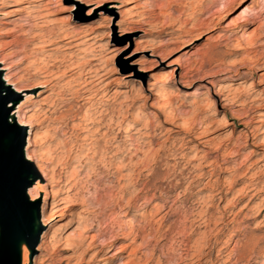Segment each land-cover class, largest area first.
I'll return each instance as SVG.
<instances>
[{
	"label": "rangeland",
	"instance_id": "rangeland-1",
	"mask_svg": "<svg viewBox=\"0 0 264 264\" xmlns=\"http://www.w3.org/2000/svg\"><path fill=\"white\" fill-rule=\"evenodd\" d=\"M124 1L129 6H124ZM201 3L206 7L199 6ZM72 4L73 0H52L41 16H33L35 10L31 9L33 11L23 15L26 22H23L22 30L15 29L8 35L5 31L12 27L1 23L9 16L0 14V44L4 53L11 56L5 65L20 58L21 55L16 53L23 45L28 50L34 49V45L37 54L34 52L33 56L44 63L47 58L57 61L65 58V64L56 65L61 70L64 65L76 64L74 70L58 80L54 77V88L33 90L35 95L31 102L35 105L48 99L42 113L46 112L50 117V128L46 129L44 123L37 129L40 135L38 148L44 154L45 166L54 173L52 187L59 196L66 187L65 176L71 158L76 157L80 145L86 149V157L83 156L80 163L72 161L76 165L71 180L79 184L68 192L72 201L70 208L61 210L48 227L40 229L42 233L32 260L38 257L36 264H264V201H260L263 195L251 199L250 195L255 192L249 191L251 183L264 191V150L253 146L264 137V0H223L218 3L216 0H83L80 9L71 13L73 24L65 26L70 15L67 9ZM220 5L231 6L223 17L217 14ZM14 7V2L0 0V13ZM247 8L251 9L250 13L248 10L245 13ZM87 11H91L89 16H86ZM120 11L125 13L117 14ZM233 22L236 28L231 30L229 27ZM191 24L195 26V32H188ZM31 27H38V30ZM78 28H89L93 39L87 45L77 48L72 44L63 49V41L58 40L59 32L71 33ZM40 30L53 31L57 44L39 45L31 33L38 34ZM195 33L200 35L194 42ZM98 38L104 40L96 42ZM15 40L16 45H12ZM39 46H42L41 51ZM119 47H126L125 54L133 53L132 61L139 64L134 66L136 74L129 76V66L117 53H110ZM184 52H189V56H184L182 66L193 69L188 75L193 78L180 79L186 71H178L173 86H180L182 92L174 96L171 107L163 108L156 102V96H149L146 91L151 82L148 74L160 79L162 73L175 68ZM91 53L100 54V58L90 62ZM111 55L114 56L110 58ZM21 63L12 67L19 86L31 88L43 81L34 76L30 67L27 68V60ZM94 64L103 69L101 86L106 82L109 86L102 97V94H94L91 99L81 100L84 90H80L79 79L84 77L89 65ZM34 66L38 67V62ZM139 68L145 73L139 74ZM0 74L1 81L3 74ZM3 85H0V98L7 103L18 104L24 94L32 93L13 94L12 88L8 87L10 91L6 95ZM219 88H225L230 98L241 105H234L229 110L221 108L224 103L217 96ZM37 91H41L40 94H36ZM179 104L183 106L181 111L175 109ZM81 106L83 109L78 112ZM14 109L11 107L8 116ZM215 109L218 115L225 114L231 125L223 128L219 116L210 114ZM163 111L167 119H164ZM100 113L102 129L91 134L89 131H94L92 127L95 126L85 119ZM125 114L130 117L137 114L140 119L137 128L149 137L137 136L134 149L124 157L119 152L127 145L124 136L129 126L125 124L134 122L122 119ZM192 117L197 118L192 126L195 135H188L179 126L182 120ZM110 118L113 123L109 122ZM198 120L203 123L200 129H197ZM14 121L16 135L22 136L25 144L26 129L19 128L18 120ZM173 125L178 126L174 128ZM101 132H108L107 138L114 137L117 143L116 155L109 162L106 159L109 152H105L103 138L99 136ZM41 133L46 137L43 138ZM90 137L100 145L97 154L93 153L91 144L88 145ZM22 154L26 158L25 152ZM202 162L210 163V166L204 169L205 175L194 178L199 175L196 167ZM113 164H120L119 172H115ZM29 165L26 163L24 167L29 169ZM191 180L194 184L183 192ZM28 181L27 189L35 181L33 175ZM48 191L49 188L44 186L30 205L39 209L43 194ZM132 195L136 200L124 217L125 203ZM146 199H152L153 203L145 209ZM57 205L58 202L54 205L49 202L44 214ZM80 212L87 219L88 234H102L100 240L107 244L100 256L111 253L115 255L112 259L105 256L100 262L88 261V258L81 261L77 255L82 250L74 256L65 245L66 238L78 226ZM130 228L133 234L124 236ZM47 230L52 239L47 250L42 252L37 249ZM119 247H125L126 252L116 254Z\"/></svg>",
	"mask_w": 264,
	"mask_h": 264
},
{
	"label": "bare ground",
	"instance_id": "bare-ground-1",
	"mask_svg": "<svg viewBox=\"0 0 264 264\" xmlns=\"http://www.w3.org/2000/svg\"><path fill=\"white\" fill-rule=\"evenodd\" d=\"M10 1L14 2L15 7L13 9H11L10 11H7L6 13H0V14L9 16L8 19H5V22L1 23V24H5V25H8V26L12 27V29H10L8 31H5L7 35L11 34L13 32V30H15V29L22 30V26H24L23 25V22H24L23 15L27 14L30 11L35 10V11H33L34 12L33 16H38V15L41 16L40 13L43 12L44 10L45 11L47 10V7L49 6L50 1H52V0H10ZM216 1L218 3L219 1L222 2L223 0H216ZM224 1H226V0H224ZM80 4H83V0H73L72 6H70L69 9H67L68 10L67 12L70 13V15L67 18L66 23L64 24L65 26H71L73 24L72 19H71L72 18L71 13L74 12V11H78L80 9ZM123 4H124V6H129V3H127V1H124ZM203 5H204V7H206L205 6L206 4H202V3L199 6H203ZM85 6H89V5H85ZM230 7L231 6L224 7L223 5H220V7H218V11H217L218 13L217 14L220 17H223V15L226 14V11ZM31 9H33V10H31ZM247 10H248L249 13L251 12V9L247 8L245 10V13H246ZM122 13H125V12L120 11L117 14L121 15ZM90 14H91V11H87L86 12V16H89ZM24 17H27V16H24ZM187 21H189V19L186 20L184 23H186ZM25 22H26V20H25ZM245 22L247 23L249 21H245ZM181 26H185V24H181ZM38 27L37 28L36 27L35 28L31 27V28L33 30L34 29L38 30ZM194 27L195 26L193 24H191V27H190L188 32H195V28ZM229 28L231 30L236 28V23L233 22ZM32 29H30V30H32ZM39 29H40V27H39ZM89 30H90L89 28H78V29H76V31H73V32L70 31L71 33H68L66 31H62V32H59L60 36L58 37V40H59V38H61V40L63 41L62 48L65 47V46L69 47L72 44H74L73 46H76L78 48V46L87 45V43L93 39V33L91 32V30L90 31ZM40 31L38 32V34L37 33H31L32 34L31 37H33L36 40H38L39 45L51 46L53 44H57V42L54 41V39H56L55 38L56 35H55V33L53 31H51V30H49V31L40 30ZM68 31H69V29H68ZM184 31H185V29H184ZM253 32H254V30L251 32L252 35L254 36ZM123 34L124 33L120 34L119 36L121 37ZM199 35H200L199 33H195V38L193 39L194 42H195V40H197V38H199ZM79 39H81L80 42H77V41H79ZM101 40H104V38H98L96 40V42H100ZM16 43H17V40L12 42V45H16ZM41 47H40V51H41ZM33 48L35 49L34 45H33ZM34 49L28 50L26 45H23V47L21 48V51L18 50L19 52L17 51L18 53H16V54H20L21 55L20 58L13 59V60L10 61L9 64L5 65L6 64V60L9 59L11 56L6 55L4 53V49L2 48V45L0 44V65H2L0 67V72L3 74V78L1 79V81H2V83L5 84V85H3L4 86L3 87V92L6 95H8L9 91H10V90H8V87L12 88L11 92H13V94H21L22 92H25V91L32 92V93H29V94H24L22 100H20L18 102V104H17V102H8L7 105L10 106V105H12V103L17 104L15 106L14 111L11 113V116L10 115L8 116L9 122H11L12 120L16 119V120H18L17 126L19 128L26 129V131H25L26 138H25V144L23 145V153L25 152V156H26L25 160H26V162L31 165V167H29V168H31L33 170L34 174L37 175V178L35 179L33 185L26 190V197L28 198L29 203H33L34 201H36V199L38 198L37 197L38 196V192L41 193L42 188L44 186L49 188L48 193L47 194H43L44 197L42 198L41 205H40V208L38 209V211H36L35 208H32V210H31V215H32V238L33 239H38V238L40 239V235L42 233L40 229L42 227H45V228L48 227L50 222L57 216V214L61 210H68L70 208L69 207V203L72 202V201H70L69 198H68V192L70 190H73L76 187H78V184H79V183L78 184L77 183H72V180H71V177L75 175L74 169H75V165H76V164L72 163V161H75L76 163H80V159L83 156H85L84 155V151L86 149L83 146L80 145V147H78V151L76 153V157H74L73 159L71 158L70 168L66 171V176H65L66 177V183H65L66 187L61 192L62 195L59 196L57 190L55 191L53 189V187H52V183L55 181L54 180V176H53L54 173L52 174L50 169L45 166L44 154L41 151V149L38 148V138H39L40 135L38 134L37 129L40 126H42L44 123H46V125H45L46 129L50 128V122H51L50 117L46 115L45 111H43L45 113H42V107L44 106V103H46V101H48V99L44 98L43 100H41L42 103L40 102L38 105H35L34 102H31V101H32V99L34 98V95H35V94H33V92H34L33 90H35V89H43L42 91L50 90L54 86V84H53L54 77L56 78V80H58V77L61 78V76L62 75L64 76V74L66 72L68 73L69 71L74 70V68H76L75 67L76 64H74V66H73L72 63L71 64L67 63L69 65L62 66V70H61V69H59L60 66H56V65H58L59 63L66 62L64 60L65 58H60V60L58 59L59 61H57V59L53 58V57H52L53 59H50V60L47 58V60L49 62L52 60L50 62L51 64L47 63L48 61L44 63V62L40 61L41 60L40 58H39L40 60H37L38 58L36 59L33 56L34 52H35V54H37L36 51H35L36 49L35 50ZM37 49L39 50V48H37ZM50 50L53 51L54 48H52ZM55 50H57V49H55ZM83 51L86 52V50H83ZM85 52H83V53H85ZM125 52H126V47L113 48L110 51L111 54L117 53V55L119 56V59L122 62H124L125 64H127V66H129L130 71H131L130 72L131 74L129 76H131L132 74H136L134 66L135 67L139 66V64L135 63L134 61H132V59H131L132 57L131 56L133 55V53L132 54H125ZM98 55L100 56V54H92V55H90L91 56L90 59H89L90 62L97 61L98 58H100V57H98ZM114 55H116V54H114ZM114 55H111L110 58H112ZM184 56H189V52L182 53L180 58H179L178 64L175 65V68L170 70V71L162 73L160 79H156V77L153 74H148V79L151 80V82H148V84H147L148 88H147L146 91H147L149 96H156V98H157L156 102L161 103L163 108L171 107L172 103H173V100H174V96H176L177 94L182 92L181 89H180V86H178V85H174L173 86V83L175 81L176 73L178 71L185 70L186 71L185 74L181 75L180 79L193 78V76L192 77L188 76V75L191 74V72H193V69H187L184 66H182V64L184 62ZM33 58L36 59L37 61L33 60ZM49 58H51V57H49ZM57 58H58V56H57ZM67 58H68V56H67ZM43 59H42V61H43ZM26 60H27L26 64L28 65V66L26 65L27 68L30 67L31 70H33V72H34L33 73L34 76L40 77L43 81L36 83V85H33V87H31V88H26L25 89V88H22L21 86H19L20 84L18 83L17 79H14V74L12 73V67L20 65V64H22L21 62H25ZM67 60L69 62L70 59H67ZM39 61H40V63H39ZM36 62H38L39 66L38 67H35V66L32 67L33 65H35ZM86 63H88V62L86 61ZM77 64H78V62H77ZM89 66L90 67L87 66L88 69L85 72V74L83 73L84 77H81L79 79V86L81 87L80 90H84V93H83L84 95H83V97H81V100L91 99L90 97H93L94 94L95 95L102 94L101 95V97H102L103 94L105 93L107 87L109 86V82H106V83H104L101 86V84L103 82L102 77L104 76V74L102 73L103 69L100 67V65L98 66V65L94 64L92 66L91 65H89ZM27 68H25V70ZM137 72L139 74L140 73H145V71L140 69V68L137 70ZM80 74H81V72H80ZM238 74L241 75V76H245L243 73H238ZM2 83H0V85H2ZM242 83L243 82H241L240 84H242ZM250 84H252V83H250ZM92 89H94V91H91ZM40 92L41 91H37L36 94H40ZM76 93H77V91L75 92V94ZM86 93H87V95H85ZM217 94H218L217 96L220 99V101L224 103L221 106V108H223L225 110H229L231 107H234V105L236 107L241 105V103H238V101L235 100L234 98H230V96H229L230 93L228 91H226L225 88H219L218 91H217ZM101 97H99V98H101ZM54 107H55V104H54ZM182 107H183L182 104H179L178 106L175 107V109H177L178 111H181L180 108H182ZM81 108H82V106L77 109L78 112H80ZM195 108L196 107H194V109ZM217 108H218V105H217ZM195 111H196V109H195ZM30 112H32V113L30 115H27ZM210 114H211V116H219V120L218 121L222 123L223 128H224V126L226 127V126L231 125V123L229 122V120L226 117V115L225 114H219L218 115V113L216 112V109ZM131 115H134V114H131ZM162 115L165 117L164 119L168 118L166 115H164V111H163ZM82 118H86V117L83 116ZM122 119H124V120H127V119L134 120L133 124H130V125H128L129 123L125 124V126H129L128 131H126V133H125L126 136H124L126 138L125 142H127L125 144H127V145H124L125 147L119 152V154H121L122 156L124 155V157H125L126 155H128L134 149L133 146H134V143H137V138H136L137 136L139 137V135H140L142 138H148L149 135L146 132L145 133H141L142 131L139 128H137L139 126V124H140V119H139L137 114L135 116H131V117L125 114V115L122 116ZM196 120H197L196 117H192L189 120H182V125L179 126V127H181L183 130H185V133H187L188 135H190V134L191 135H195V133H192V129H193L192 126H193V124H194V122ZM85 121L88 124H92V125L95 126V127H92L93 129L95 128L94 131H92V132L89 131V133L96 134V133L100 132V128H101V125H102L101 113H100V115H97V117L95 115L89 116V117L87 116V119H85ZM109 122L113 123L114 121H113V119L110 118ZM197 124H198V128L197 129L202 128V124L203 123L201 121L198 120ZM173 126H174V128H177L178 125L177 126L173 125ZM108 127H110V126H108ZM106 130H108V132H109V129H106ZM45 131H43V133H45ZM94 132H96V133H94ZM108 132H101L99 134V136L104 139V140L102 139V141L104 142L103 148L105 149V152H109L108 155H107V158H106L107 162H109L114 157V155H116L114 153V151L117 148V143H116L115 138L114 137H112L110 139L107 138ZM43 133H41L42 134L41 136L42 137L43 136L46 137L45 134L43 135ZM263 136H264V133H263ZM92 138L90 137L88 139V140H90L88 145L91 144V148L93 149V153L97 154V151H100V145H99L98 142H94V140H92ZM138 139H140V138H138ZM191 140H197V138H191ZM191 140H189V141H191ZM40 143L41 142H39V144ZM201 143H203V142H200V144ZM253 146L255 148L262 147V150H264V137H263V139L253 143ZM57 147H55V148H57ZM48 148H49V146H48ZM51 157H52V155H51ZM192 160H194V159H192ZM77 165L79 166V168L81 167L79 164H77ZM209 166H210V163H207V162H202V163L198 164L197 167H196V170H197V172H200V173H199V175H194V178H198V177H201V176L205 175L206 172H204V169L209 167ZM112 168L115 170V172H119L118 170L120 169V164L119 165L118 164H113ZM78 171H80V169ZM188 183H189V185L184 189L183 192H186L189 188H191L192 184H194V180H191ZM68 185H69V187H67ZM262 190L258 189L257 184L251 183L249 191L250 192H255V194L250 195V198L252 199L255 196H257L258 194H260V195H263L262 198L260 199V201H264V191H262ZM76 194H77V192H76ZM134 199H135V197L132 195L126 201L125 209H124V211L122 213L124 217L126 216V214L129 213L130 208L133 206ZM74 201L78 202V199H75ZM49 202H51L52 205H54L55 202H58V205H57V207H52V209H51V211L49 213L44 214L46 212V207L49 204ZM152 203H153L152 199H146L144 201L143 208H145V209L148 208V206L151 205ZM41 215H43V216L41 217ZM113 218H115V217H113ZM208 222H210V216L208 217ZM76 223H78V226H76L75 232L72 235H69V237L66 238V240H65V243H66L65 245L68 248H70V250H72V255L76 256L77 252L82 250L77 255V257L80 258L81 261L86 259V258H88L87 259L88 261H92V260L94 261L95 260L96 262H100V261L104 260L105 256H107L106 257L107 259L108 258L112 259L113 256H115L114 254H111V253H108L105 256H100V254L103 253V249H105L107 247V244L104 245V242H102L100 240L102 234L101 235L100 234H97V235L88 234V231L86 230L87 219L85 218V215H84L83 212L78 213L77 222ZM125 223L129 224V220H126ZM209 225H210V223H209ZM206 228H208V227H206ZM132 234H133V229L130 228L127 231L126 235H124V236L128 237V236H130ZM41 239L42 240H41L40 245L38 246L37 250H39V251L41 250L42 252H45L47 250V248L50 246L51 239H52V237H50V235L48 233V230L43 232ZM34 251H36V248L35 249H30V247L28 246V243L26 242V240H24L23 238H20L17 241V243H16V253H17V256H18V264H32V263L36 264V263H38V261H39L38 257H36V258H34L32 260L33 255H34ZM125 252H126L125 247L124 248L119 247V250H118V252H116V254H124ZM130 252L133 253V250L130 251ZM133 255H134V253L132 254V256ZM40 258H41V256H40ZM201 259H203V257H201ZM181 260H183V259H181ZM198 261H200V260H198Z\"/></svg>",
	"mask_w": 264,
	"mask_h": 264
},
{
	"label": "water",
	"instance_id": "water-1",
	"mask_svg": "<svg viewBox=\"0 0 264 264\" xmlns=\"http://www.w3.org/2000/svg\"><path fill=\"white\" fill-rule=\"evenodd\" d=\"M8 114L9 112L7 117ZM3 115L0 111V116ZM23 145V137L15 134L14 147L17 155L22 152ZM26 163L24 161V165ZM30 175H33V180L37 177L31 168L21 167L15 160L6 162L0 171V228L3 237L0 241V264H18L16 243L20 238L26 240L30 249H34L36 245L37 239L32 238L31 210L38 209L30 205L26 197Z\"/></svg>",
	"mask_w": 264,
	"mask_h": 264
},
{
	"label": "snow or ice",
	"instance_id": "snow-or-ice-1",
	"mask_svg": "<svg viewBox=\"0 0 264 264\" xmlns=\"http://www.w3.org/2000/svg\"><path fill=\"white\" fill-rule=\"evenodd\" d=\"M2 83V81H0ZM11 107H15L12 105ZM11 107L7 105V101L0 98V111L4 113L0 116V171L3 170L6 162L15 160V163L24 167L25 157L22 152L17 155V150L14 147V138L17 129L15 128V121L9 122L7 113L11 111ZM2 228H0V241H2Z\"/></svg>",
	"mask_w": 264,
	"mask_h": 264
}]
</instances>
